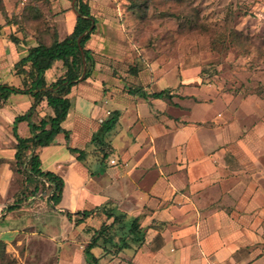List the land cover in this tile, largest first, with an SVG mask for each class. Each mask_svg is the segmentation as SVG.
<instances>
[{"label": "crops", "instance_id": "1", "mask_svg": "<svg viewBox=\"0 0 264 264\" xmlns=\"http://www.w3.org/2000/svg\"><path fill=\"white\" fill-rule=\"evenodd\" d=\"M56 2L64 10L57 15H71L67 18L71 22L69 33L75 13L68 8L66 0ZM14 30L13 26H3L0 30V83L20 86L21 78L13 73L12 66L34 44V38L23 37L18 32L21 42L15 45L8 38ZM14 76L19 78L18 85L12 82ZM45 76L48 82L54 80L51 70ZM84 84L80 82L72 88L71 105L64 120L73 117L77 122L89 124V133L81 140L83 144L100 128L107 112L96 107L91 102L94 99L90 101L96 95L90 90L79 89L74 105L72 95L78 86L84 88ZM31 102V96L18 93L10 95L0 107V200L5 197L2 189L11 174L10 168L5 170V167L13 161L16 143L12 122ZM37 111L39 117L51 113L45 101L40 102ZM120 116L112 130L122 126ZM215 119L214 123L196 127L183 123L174 126L172 132L166 129L158 137L150 129L131 139L129 145H119L113 140L110 159L114 162L109 161L108 166L95 165L94 169L85 167L69 152L56 157L55 154L65 149L63 135L57 134L53 142L39 149V157L41 168L60 175L64 182L56 211L59 224L49 233L32 226L30 217L14 218L16 207L5 209L7 213L0 221V239L9 243L12 229L21 226L30 235L45 232L44 238L57 242L72 232L84 231L90 238L94 228L111 219L97 214L75 226L60 210L74 212L106 204L115 212L137 217L145 233L139 247L118 254L125 261H120L121 258L115 261L112 259L116 257L107 255L101 258L107 264H144L146 260L162 264H264V123L250 121L243 126L225 121L224 115ZM68 130L69 141L73 143L76 134ZM17 132L21 136L29 135L26 121L17 124ZM62 250L69 251L63 246ZM128 250H133L130 255L125 254ZM93 252L99 255L101 249L95 247ZM101 259L100 264H104Z\"/></svg>", "mask_w": 264, "mask_h": 264}, {"label": "rangeland", "instance_id": "2", "mask_svg": "<svg viewBox=\"0 0 264 264\" xmlns=\"http://www.w3.org/2000/svg\"><path fill=\"white\" fill-rule=\"evenodd\" d=\"M56 1L42 3L40 8L49 26L58 29L59 38H63L71 15H57L64 10ZM71 1L66 0L68 8H72ZM135 1L140 6L129 10L128 0H88L96 25L86 46L92 50L95 64L91 76L83 82L84 88L77 87L72 101L75 105L79 89L90 90L96 94L91 95L90 101L94 99L91 102L96 107L107 111L106 117L112 109H118L122 115V126L104 136L110 144L104 148L110 149V153L103 164L102 151L88 147L89 168L109 165L113 140L119 145L128 144L148 130L157 137L163 136L166 129L172 132L174 126L207 125L222 115L225 121L243 126L250 121L264 123V98L259 96L264 90V0ZM5 2L12 10L16 0ZM190 20L196 24L188 26ZM130 65L137 68L135 74L129 73ZM12 82L20 83L17 76ZM134 86L149 91L170 88L175 95L170 102L146 100L128 93ZM37 116L36 108L33 119ZM63 125L72 129L77 139L65 143V149L56 157L69 152L67 145L84 148L90 140L81 142L89 133V124L70 117ZM9 168L11 174L2 189L5 197L0 200V221L7 213L6 206L20 198L14 218L30 217L32 226L50 233L59 224L60 216L47 201L48 189L43 188L45 195H30L31 187H25L24 174L15 170L13 161L5 170ZM12 231L9 243L0 239V264H87L82 249L89 237L84 231L72 232L59 242L44 238L45 232L30 235L22 226ZM59 245L69 251H60ZM104 259L101 263L107 264ZM119 259L126 260H112Z\"/></svg>", "mask_w": 264, "mask_h": 264}, {"label": "trees", "instance_id": "3", "mask_svg": "<svg viewBox=\"0 0 264 264\" xmlns=\"http://www.w3.org/2000/svg\"><path fill=\"white\" fill-rule=\"evenodd\" d=\"M69 2L71 0H68ZM128 9H138L140 4L135 0H128ZM49 0H16L12 10L7 11L4 0H0V30L3 26L14 27L15 30L8 34V38L15 45L20 44L22 36L31 35L34 44L28 46L26 54L13 63L12 71L21 78V85L15 86L8 83H0V107L12 94H27L32 102L29 108L22 114L14 117L12 122V135L15 138L13 162L15 170L24 174L25 187L30 188V195H45L44 189H48L46 196L49 205L58 209L61 201L64 182L60 175L51 170H43L39 157V149L48 146L57 134H62L65 143L69 142V130L62 126L66 119L71 102L69 94L78 83L87 80L94 69L95 60L92 50L86 46L95 30L96 18L91 12L88 0H74L73 7L76 12L72 29L63 38H59L57 30L49 26L43 18L40 4ZM196 24L193 20L187 22L188 26ZM51 70L54 80L48 82L45 72ZM129 73L135 74L137 68L130 65ZM129 94L143 99H159L170 102L172 96L170 88H161L157 91H149L142 86L129 88ZM264 98V90L259 93ZM41 101L46 102L50 108V114L37 116L36 108ZM120 116L118 109L109 111L107 117L102 120L97 133L92 134L84 148L67 145V150L74 155L85 167L88 147L92 146L102 151V162L109 155L108 140L104 136L117 124ZM26 121L29 135L21 136L17 132V124ZM42 189V190H41ZM21 201H16L8 206L7 210L14 209ZM68 220H73L74 225L83 223L87 218L97 214H103L110 222L103 220L83 246L82 253L87 264H100V259L110 255L112 258L126 249L139 247L145 238L143 227L140 226L137 217H128L123 212H115L110 206L103 204L92 209H82L71 212L67 209L60 210ZM75 217V218H74ZM74 218V219H73ZM98 247L101 253L96 255L93 248Z\"/></svg>", "mask_w": 264, "mask_h": 264}, {"label": "water", "instance_id": "4", "mask_svg": "<svg viewBox=\"0 0 264 264\" xmlns=\"http://www.w3.org/2000/svg\"><path fill=\"white\" fill-rule=\"evenodd\" d=\"M73 2L74 0L71 1V4H72V10L74 11V13L76 14L75 10H74V7H73Z\"/></svg>", "mask_w": 264, "mask_h": 264}, {"label": "built area", "instance_id": "5", "mask_svg": "<svg viewBox=\"0 0 264 264\" xmlns=\"http://www.w3.org/2000/svg\"><path fill=\"white\" fill-rule=\"evenodd\" d=\"M20 1H21V2H23V1H25V0H20ZM110 162H111V163H113V162H114V160H110Z\"/></svg>", "mask_w": 264, "mask_h": 264}]
</instances>
